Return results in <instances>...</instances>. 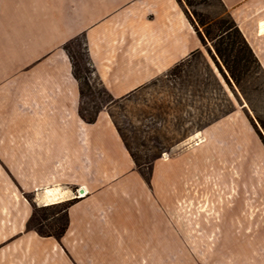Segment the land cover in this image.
<instances>
[{"label": "rangeland", "instance_id": "374dc122", "mask_svg": "<svg viewBox=\"0 0 264 264\" xmlns=\"http://www.w3.org/2000/svg\"><path fill=\"white\" fill-rule=\"evenodd\" d=\"M193 3L179 4L192 17L194 10L214 17L225 12L219 0ZM206 48L202 44L203 55L193 58L187 70L195 82L201 80L206 58L236 107L235 113L209 128H191L190 115L220 113L228 108L229 103L217 87L200 82L190 86L185 77L162 78L130 99L112 102L113 94L88 61L84 34L69 45L76 70L82 76L78 114L34 115V128H0V187L16 188L18 198L28 202L32 214L34 207L38 208L31 225L52 232L63 225L62 208L40 207L54 204L45 203L43 189L56 182L13 180L8 175L10 165L3 161L22 151L25 142L40 140L43 128H88L93 123L83 116L97 115L98 121L100 113L105 117L100 116L99 127L112 124L116 128L113 114L142 154L167 148L153 161L151 173L147 165L142 167L149 179L134 165L141 180L132 178L127 182L129 202L126 200L119 211L114 208L106 214L94 210L91 227L77 229L75 234L80 236L43 239L42 264H264V141L259 134L260 131L264 136V127L248 110L253 116V122L250 120L243 95L237 90L240 99L236 96ZM199 83L203 91L200 93L195 88ZM246 86L257 115L264 120V76H251ZM3 120L0 118L2 126L6 122ZM16 167L19 174L24 164ZM117 186L125 189V184ZM71 190L79 195L75 186ZM33 232L41 240L43 236ZM21 235L15 234L11 240ZM7 238L6 242L0 241V250L11 241ZM33 243L38 248V242ZM31 253L39 257L38 251Z\"/></svg>", "mask_w": 264, "mask_h": 264}, {"label": "crops", "instance_id": "0c3cea01", "mask_svg": "<svg viewBox=\"0 0 264 264\" xmlns=\"http://www.w3.org/2000/svg\"><path fill=\"white\" fill-rule=\"evenodd\" d=\"M222 1L264 69V0ZM82 34L96 75L114 97L202 47L177 0H0V118L6 121L0 128H34V115L78 114L80 83L64 45ZM101 115L88 128H43L40 140L25 142L23 152L3 160L13 180L56 182L43 189L45 203L76 198L63 240L77 236L78 228L91 227L94 210L119 211L131 194L127 182L140 179L117 128L99 127ZM20 164L24 168L17 174ZM18 197L16 188L0 187V241L22 234L0 250V264H42L40 243L54 237L40 240L27 230L32 211Z\"/></svg>", "mask_w": 264, "mask_h": 264}, {"label": "trees", "instance_id": "16d2710c", "mask_svg": "<svg viewBox=\"0 0 264 264\" xmlns=\"http://www.w3.org/2000/svg\"><path fill=\"white\" fill-rule=\"evenodd\" d=\"M182 1H185L186 4H188L189 6L194 5L193 0H178L180 4ZM219 1L225 11L224 14L220 16L214 17L209 13L203 14L194 10L193 12L194 15L192 17L185 8H184V12L189 18L190 22L192 23L201 43L207 47L206 49L208 53L212 57L213 61L215 62L219 72L223 76L226 83L230 86V88L234 91V93L238 98H239V94L237 93V90L240 91V93L243 95L244 99L247 102V106H244L247 113L248 110L253 111L254 115L256 114L255 118H257L260 124L264 127V120L257 115L256 109L253 106L251 99L248 95L247 86H246L251 76L258 74H262L264 76V69L256 53L254 52L253 48L248 42L246 36L244 35L239 25L237 24L236 20L234 19L232 13L230 12L228 7L224 4L222 0ZM80 36L71 39V41L74 42ZM209 42L211 43V46H208ZM67 43L68 42H66V44ZM64 49L69 55V51H70L69 47L66 49L64 45ZM199 55H203L202 51L200 49L194 50L188 56L178 61L176 64H174L171 68H169L162 74L152 78L150 81L138 86L137 88L128 92L127 94L119 98H114L112 95H110L112 98L111 101L114 102L122 99H130L131 97L136 96V94L142 88H146L149 87L150 85H154L162 78L183 79L185 77V79L186 80L188 79V82L190 83L188 85L192 86L195 80H193L192 78L193 75L187 70V67L191 65L193 58ZM69 57L73 62V58H74L73 55H69ZM88 61L89 63L92 64L89 55H88ZM73 66H74V76L81 83L82 76L79 75V72L76 70V65L74 64V62H73ZM204 70L205 72L203 78L201 80L196 79L195 83L200 82L203 85H214L215 87H217L222 92L225 101L229 103V106L227 109L223 110L220 113L212 112L209 114H203V113L191 114L190 115V123L192 125L191 128H194L195 130L207 128L213 123L219 121L220 119L226 117L227 115L231 114L236 110V107L233 101L229 98L222 81L220 80L214 68L211 66L210 62L206 58H205ZM200 83L199 85L197 84V86H195L196 90L199 93L203 92L199 88L201 86ZM193 95H196V93H194ZM248 115L250 117V120L253 122V116H250L249 113ZM83 117L90 123H94L97 119V115H94L92 117H86V116ZM111 117L136 167L138 168V170L140 171V173L143 175L144 178L149 179V175L143 172L142 167L144 165H147L149 169V173H151L150 170L152 168L153 161L161 157V154L167 148L162 147L157 152L151 154L149 153L151 150H148V151H144V153L142 154L141 148L138 146L135 147L133 145L132 141L125 133V130L115 119L113 114H111ZM152 118L155 119V116L152 115ZM129 124L131 125V128H135L132 122L129 121ZM259 134L264 141V136L260 131ZM143 158H145L146 160L145 162H142ZM75 201L76 198L40 207L42 209H47L48 207H52V206L53 207L61 206L62 217L64 219V222L63 225L59 227V229L56 232L45 231L42 228H35L34 226L31 225V221L33 219V216L35 215V210L38 209L37 207H34V212L27 222V230L36 231L42 236H54L56 238H61L65 234L68 228L69 208ZM43 219H45V216H43Z\"/></svg>", "mask_w": 264, "mask_h": 264}, {"label": "snow or ice", "instance_id": "6c2138e0", "mask_svg": "<svg viewBox=\"0 0 264 264\" xmlns=\"http://www.w3.org/2000/svg\"><path fill=\"white\" fill-rule=\"evenodd\" d=\"M71 43H72V41L69 40L68 43L65 44V48L67 49ZM69 55H72V52L71 51H69Z\"/></svg>", "mask_w": 264, "mask_h": 264}, {"label": "bare ground", "instance_id": "6f19581e", "mask_svg": "<svg viewBox=\"0 0 264 264\" xmlns=\"http://www.w3.org/2000/svg\"><path fill=\"white\" fill-rule=\"evenodd\" d=\"M84 191H85V189H84ZM50 197H53V198H56V196L54 197V196H50ZM49 199H52V198H49ZM53 200V199H52Z\"/></svg>", "mask_w": 264, "mask_h": 264}, {"label": "water", "instance_id": "95a60500", "mask_svg": "<svg viewBox=\"0 0 264 264\" xmlns=\"http://www.w3.org/2000/svg\"><path fill=\"white\" fill-rule=\"evenodd\" d=\"M80 192L83 193L84 192V189H81Z\"/></svg>", "mask_w": 264, "mask_h": 264}]
</instances>
